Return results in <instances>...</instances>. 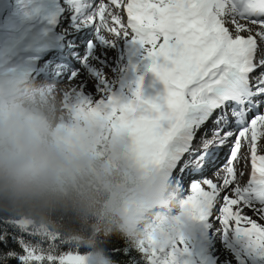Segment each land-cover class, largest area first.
I'll return each mask as SVG.
<instances>
[{"label":"snow or ice","instance_id":"6c2138e0","mask_svg":"<svg viewBox=\"0 0 264 264\" xmlns=\"http://www.w3.org/2000/svg\"><path fill=\"white\" fill-rule=\"evenodd\" d=\"M105 7L98 9L102 21ZM125 7L123 36L128 39L130 27V40L165 85L163 95L146 98L134 82L123 98L106 92L95 101L66 103L78 116L106 119L143 163L156 166L179 189L181 216L174 234L132 244L146 264H231L216 246L205 252L193 242L192 226L202 222L219 235L221 251L230 252L236 264H264V224L242 211L247 207L264 219V0H128ZM93 15L84 22L93 24ZM95 27L100 33L101 25ZM249 155L251 173L243 183ZM189 179L191 194L184 196L182 184ZM12 223L47 238L50 247L57 239L73 243L19 218ZM20 243L23 264L45 258L51 264H81L71 252L55 256Z\"/></svg>","mask_w":264,"mask_h":264},{"label":"clouds","instance_id":"9594fccd","mask_svg":"<svg viewBox=\"0 0 264 264\" xmlns=\"http://www.w3.org/2000/svg\"><path fill=\"white\" fill-rule=\"evenodd\" d=\"M180 198L106 119L78 116L49 88L0 66V215L62 234L81 264H108L111 235H173Z\"/></svg>","mask_w":264,"mask_h":264},{"label":"rangeland","instance_id":"374dc122","mask_svg":"<svg viewBox=\"0 0 264 264\" xmlns=\"http://www.w3.org/2000/svg\"><path fill=\"white\" fill-rule=\"evenodd\" d=\"M105 23L108 25V27L106 28L107 31L102 33V35L106 39H108V40H106L107 41V43H106L107 45L111 44V45L114 46L116 43L113 42V40L111 39L112 35L113 34L116 35V32H119V36H117V35L116 36L117 37L123 36V30L121 29V26H120L119 22H117V24L114 25V26L112 25V23L110 21H107ZM109 29H114L116 31L115 32L114 31H109ZM160 42H162V39H160ZM107 45L106 46L103 45L100 48L99 51L102 54H104V55H108V59L107 58L93 59L89 63V68L90 69L88 70V76H89V79L92 82L91 91L87 92L86 94L78 95L72 102L76 101L77 99H81V98H86V99H89V100H92V101H95V100L99 99L100 97H102L104 95V91L106 90L105 86L107 84H110L112 87L118 86L119 89L124 90V92H125V90H127V89H125V87L123 85L125 82L120 80V76L123 75V74H121L120 68H119L120 61L114 55H112L110 52H108ZM149 47H151V45H149V44L145 45V48H149ZM136 51L139 53V51H140L139 48H137ZM104 71L106 73H108L110 76H112V78L110 80H107L105 78ZM130 94H131V92H128L125 95L128 96ZM261 141H264V137L261 138ZM261 141H258V145L261 143ZM258 152H259V147H258ZM188 189L190 190V188H188ZM214 224H216V222ZM206 232H211L210 236L206 240H207L208 244L211 243V245H213L214 244V241H213L214 233L212 232L211 228L209 230L206 229ZM197 237H198L197 233H195L192 230L193 242L197 246H199L200 249L204 250L205 252H208L211 249V247H209V249L208 248L207 249L206 248L203 249V246L200 245ZM216 240H217V238H216ZM230 256H229V260H231V264H236V262L234 260H232L233 258H231ZM220 258L223 259V255H221Z\"/></svg>","mask_w":264,"mask_h":264},{"label":"trees","instance_id":"16d2710c","mask_svg":"<svg viewBox=\"0 0 264 264\" xmlns=\"http://www.w3.org/2000/svg\"><path fill=\"white\" fill-rule=\"evenodd\" d=\"M14 217L7 215H0V256L5 253H13L8 255L6 258H0V264H20L18 256L19 245L14 242L13 237H11L10 228L6 224L7 220H13ZM62 235V234H61ZM40 236V235H36ZM42 237V236H41ZM44 241H50L47 238L43 237ZM56 242V241H55ZM60 244H66L68 247H72L71 250H75V245L68 243H61L60 239L58 241ZM19 244L21 245L20 241ZM108 258H110L116 264H130L131 258L127 253H124V245L122 236L120 235H111L103 241ZM22 247V246H21ZM14 262H13V261ZM46 264V262L44 263Z\"/></svg>","mask_w":264,"mask_h":264},{"label":"bare ground","instance_id":"6f19581e","mask_svg":"<svg viewBox=\"0 0 264 264\" xmlns=\"http://www.w3.org/2000/svg\"><path fill=\"white\" fill-rule=\"evenodd\" d=\"M244 33H246V32H244ZM246 34H247V33H246ZM26 41H28V40H26V38H24V39L21 41V45H20V47H19V51H20L21 55H24V54L27 53V52H30V53L33 52V47H34L33 44H31V43H29V44H25L24 42H26ZM25 47H27V48H25ZM33 60H34V59H33ZM84 81H85V87H86V89H90V88H91V83H90L88 77H85V78H84ZM56 95L61 99V94H60V93H58V94H56ZM211 173H212V172H211ZM207 177H208V178H212V179H216V177H212V176H210V175L207 176ZM183 183H184V184H182V188H185V185L187 184V182L184 181ZM189 188H190V190H189V189H188V190L191 191V187H189ZM183 192H185V191H182L181 194H182ZM229 194H231V193H229ZM221 199H222V196H221ZM242 211H243L244 214L250 215L251 218L256 219L258 223H262V224H264V219H261L260 217L256 216V215L252 212L251 209L245 207ZM242 225H243V226H248V225L246 224V222H242ZM216 238H217L216 242H217V245L219 246V249H222V247H223V241L220 239V237H219L218 234H216L215 239H216ZM229 254H230V252H227L226 250L222 251L223 259H224V258L229 259V256L231 255V254H230V255H229ZM230 257H231V256H230Z\"/></svg>","mask_w":264,"mask_h":264}]
</instances>
